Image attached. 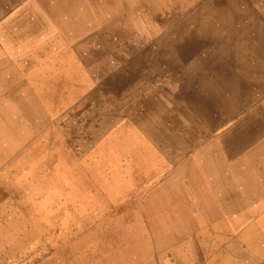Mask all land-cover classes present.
I'll return each instance as SVG.
<instances>
[{
    "label": "rangeland",
    "instance_id": "obj_1",
    "mask_svg": "<svg viewBox=\"0 0 264 264\" xmlns=\"http://www.w3.org/2000/svg\"><path fill=\"white\" fill-rule=\"evenodd\" d=\"M0 264H264V0H0Z\"/></svg>",
    "mask_w": 264,
    "mask_h": 264
},
{
    "label": "bare ground",
    "instance_id": "obj_2",
    "mask_svg": "<svg viewBox=\"0 0 264 264\" xmlns=\"http://www.w3.org/2000/svg\"><path fill=\"white\" fill-rule=\"evenodd\" d=\"M85 2V1H84ZM86 3V2H85ZM95 9V8H94ZM127 12V11H126ZM129 12V11H128ZM116 14V13H115ZM119 17V16H118ZM113 19V18H112ZM89 20V19H88ZM132 20V19H131ZM106 24V23H105ZM77 26V25H76ZM103 26V25H102ZM100 28V27H99ZM106 28V27H105ZM96 30V29H95ZM106 31V30H105ZM93 32V31H92ZM110 32V31H109ZM130 32V31H129ZM113 34V33H112ZM91 35V34H90ZM100 35V34H99ZM106 35V34H105ZM102 36V35H101ZM106 37V36H105ZM116 38V37H115ZM97 39V38H96ZM100 39V38H99ZM109 39V38H108ZM120 40V39H119ZM115 41V40H114ZM91 42V41H90ZM95 43V42H94ZM80 44V43H79ZM109 44V43H108ZM81 45V44H80ZM91 45V44H90ZM118 45V44H117ZM74 46V45H73ZM87 46V45H86ZM105 46V45H104ZM115 46V45H114ZM79 47V46H78ZM90 47V46H89ZM106 48V47H105ZM114 48V47H113ZM122 49V48H121ZM106 50V49H105ZM79 51V50H78ZM83 51V50H82ZM85 53V52H84ZM106 54V53H105ZM95 55V54H94ZM79 58V57H78ZM77 58V59H78ZM82 58V57H81ZM100 58V57H99ZM105 59V58H104ZM85 60V59H84ZM97 60V59H95ZM104 63V61H103ZM82 64V63H81ZM95 67V66H94ZM87 69V68H86ZM92 70V69H91ZM103 70V69H102ZM94 73V72H93ZM97 74V73H96ZM54 75V74H53ZM6 76V75H5ZM55 77V76H54ZM197 81V80H196ZM152 89V88H151ZM158 102V101H157ZM42 119V118H41ZM236 122V121H235ZM218 123V122H217ZM175 156V155H174ZM176 158V157H175Z\"/></svg>",
    "mask_w": 264,
    "mask_h": 264
}]
</instances>
